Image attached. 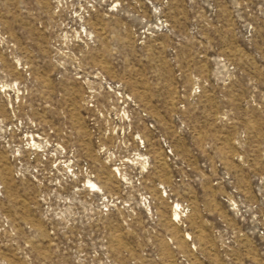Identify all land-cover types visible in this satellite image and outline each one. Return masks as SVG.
Here are the masks:
<instances>
[{"label": "rangeland", "instance_id": "374dc122", "mask_svg": "<svg viewBox=\"0 0 264 264\" xmlns=\"http://www.w3.org/2000/svg\"><path fill=\"white\" fill-rule=\"evenodd\" d=\"M0 264H264V0H0Z\"/></svg>", "mask_w": 264, "mask_h": 264}, {"label": "bare ground", "instance_id": "6f19581e", "mask_svg": "<svg viewBox=\"0 0 264 264\" xmlns=\"http://www.w3.org/2000/svg\"><path fill=\"white\" fill-rule=\"evenodd\" d=\"M88 183H89V185H92V187L95 186V185H93V183H91V182H88ZM173 215H174L175 217H178V216H177L176 214H174V213H173Z\"/></svg>", "mask_w": 264, "mask_h": 264}]
</instances>
